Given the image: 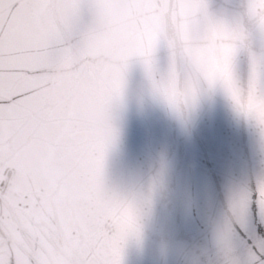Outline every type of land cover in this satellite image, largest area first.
<instances>
[{"label": "water", "instance_id": "obj_1", "mask_svg": "<svg viewBox=\"0 0 264 264\" xmlns=\"http://www.w3.org/2000/svg\"><path fill=\"white\" fill-rule=\"evenodd\" d=\"M49 13L54 59L19 101L34 166L100 161L73 202L143 203L124 264H264V98L249 90L264 0H50Z\"/></svg>", "mask_w": 264, "mask_h": 264}, {"label": "snow or ice", "instance_id": "obj_2", "mask_svg": "<svg viewBox=\"0 0 264 264\" xmlns=\"http://www.w3.org/2000/svg\"><path fill=\"white\" fill-rule=\"evenodd\" d=\"M49 3L0 0V264H124L129 239L143 236V203L119 192L73 202L75 194L92 193L102 162L85 160V173L59 175L34 166L24 139L19 101L54 59L58 39ZM249 90L264 98V54L251 57ZM259 201L264 208V180ZM244 203L234 199L233 206ZM222 242L227 249V238Z\"/></svg>", "mask_w": 264, "mask_h": 264}]
</instances>
